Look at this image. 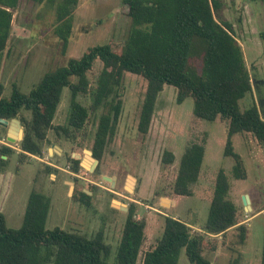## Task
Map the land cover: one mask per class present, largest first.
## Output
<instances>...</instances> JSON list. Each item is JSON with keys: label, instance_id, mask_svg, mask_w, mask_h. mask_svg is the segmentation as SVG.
Wrapping results in <instances>:
<instances>
[{"label": "rangeland", "instance_id": "rangeland-1", "mask_svg": "<svg viewBox=\"0 0 264 264\" xmlns=\"http://www.w3.org/2000/svg\"><path fill=\"white\" fill-rule=\"evenodd\" d=\"M218 1L220 7L215 17L230 25L250 74L251 96L257 108L259 104L264 111V2ZM54 23L55 6L19 0L13 10L10 36L0 53L2 96H9L13 86L28 93L44 73L66 65L69 58L80 57L89 46L109 43L115 51H120L130 19L121 0H79L65 48L54 33ZM100 70L101 63L96 61L88 72L91 86ZM145 86L143 77L123 73L118 90L121 113L97 164L92 162L95 158L90 149L103 108L89 112L92 103L89 94L78 97L88 108V116L76 138L67 139L52 129L47 130L41 156L20 159L19 138L14 142L6 140L10 120L6 126L0 124V145L14 150L5 161H0V212L8 227L21 225L29 193L39 191L50 198L47 229L60 227L88 236L101 231L110 248L106 262L113 264L123 224L132 208L133 217L145 221L144 241L136 262L140 264L144 252L160 237L165 216L186 221L192 231L202 232L216 173L221 168L229 175V198L239 210L241 223L255 210H245L242 195L249 196L250 205L258 198L264 206V147L249 134L243 138L239 133L231 137L233 149L242 158L247 174L245 179H235L231 174L233 159L223 155L226 122L219 118L213 121L196 118L193 99L187 97L177 104L176 89L170 85H164L158 94L149 130L142 134L137 130V122ZM251 96L247 94L239 100L240 109L251 105ZM69 103L70 92L64 88L52 119L54 126L67 123ZM19 116L29 119V111L21 109ZM20 128L23 130L22 125ZM202 141L204 157L192 195H175L172 186L184 148L191 142ZM52 149L61 154H52ZM165 150L173 153L172 163L162 161ZM71 157L79 162L76 173L70 168ZM80 190L90 194L88 204L78 200ZM247 224L242 245L237 243L235 228L229 229L224 237L204 234L201 254L212 264H227L235 257L238 264H264V209L248 219ZM177 264H191L184 249Z\"/></svg>", "mask_w": 264, "mask_h": 264}, {"label": "trees", "instance_id": "trees-1", "mask_svg": "<svg viewBox=\"0 0 264 264\" xmlns=\"http://www.w3.org/2000/svg\"><path fill=\"white\" fill-rule=\"evenodd\" d=\"M55 6L54 33L63 47L70 38L73 11L79 0H30ZM262 1L264 0H249ZM19 0H0V53L6 46L11 31L13 10ZM127 7L130 19L127 35L120 51L111 44L92 45L78 58H69L42 75L28 92L13 86L9 96H2L0 85V119L18 118L23 127L19 141L20 159L30 155L41 156L46 132L76 138L88 116V108L79 96L90 95L89 112L103 108L100 113L91 146L92 157L101 159L107 142L112 138L122 109L118 93L125 71L143 77L145 92L140 105L137 130H149L158 94L164 85L176 89V103L187 97L193 99V115L213 121L219 118L226 123L227 137L223 155L233 159L231 174L245 179L246 169L242 158L232 145L234 134H249L264 147V120L252 98L250 74L240 46L231 27L219 22L215 12L218 0H121ZM101 70L91 86L88 72L94 63ZM68 88L70 103L67 123L53 125L52 119L59 104L62 90ZM249 94L252 103L240 109L239 100ZM21 109L29 111V119L19 116ZM204 142H191L181 155L172 186L175 195L190 196L197 182L204 157ZM14 150L0 145V161H5ZM171 151L163 152L162 161L172 163ZM71 170L79 169L78 159L71 157ZM48 169L49 166H47ZM231 181L224 169L216 173L208 214L202 232L192 231L190 225L179 218L165 216L163 229L155 245L144 252L140 264H177L180 251L191 264H212L202 253L204 234L222 236L231 228L237 231V243L242 245L247 225L239 221V210L229 198ZM85 198V199H84ZM89 195L80 190L78 200L88 204ZM50 198L39 192L28 195L22 223L18 228L6 225L0 212V264H108L109 245L102 232L85 235L60 227L47 229L46 218ZM145 221L133 217L128 210L113 264H136L144 241ZM227 264H238V257Z\"/></svg>", "mask_w": 264, "mask_h": 264}, {"label": "water", "instance_id": "water-1", "mask_svg": "<svg viewBox=\"0 0 264 264\" xmlns=\"http://www.w3.org/2000/svg\"><path fill=\"white\" fill-rule=\"evenodd\" d=\"M0 124H2V126H6L8 124V120L0 119ZM20 126V122L17 119L12 118L10 120L9 130L6 136V140L8 142H14L17 138H19V140L22 139L23 130L20 128ZM16 132H19V136H16ZM92 162L97 164L96 159H94ZM102 178L105 180H112L107 176H103ZM242 204L246 211L251 209L250 200L247 194L242 195ZM124 209L126 210L127 208L124 207Z\"/></svg>", "mask_w": 264, "mask_h": 264}, {"label": "crops", "instance_id": "crops-1", "mask_svg": "<svg viewBox=\"0 0 264 264\" xmlns=\"http://www.w3.org/2000/svg\"><path fill=\"white\" fill-rule=\"evenodd\" d=\"M258 111H259L260 117L264 120V111L261 110V107H260L259 104H258ZM240 135H241V138H243V136H244L245 134H240ZM246 175H247V174H246ZM248 197H249V196H248ZM254 201H255V203L253 202V204L251 203L252 205H250L251 210H252V209H255V210H254V213H253L249 218L242 220V223H243V224H246L247 226H248V224H247V220H248V219H251L255 214L261 212V211L264 209V206H261V205L259 204L258 198L255 199ZM240 222H241V221H240ZM247 229H248V228H247ZM246 235H247V233H246ZM245 239H246V237H245ZM244 242H245V241H244Z\"/></svg>", "mask_w": 264, "mask_h": 264}, {"label": "flooded vegetation", "instance_id": "flooded-vegetation-1", "mask_svg": "<svg viewBox=\"0 0 264 264\" xmlns=\"http://www.w3.org/2000/svg\"><path fill=\"white\" fill-rule=\"evenodd\" d=\"M19 121V120H18ZM54 144H52V148H54ZM53 152H55L56 153V155L58 154V155H60L61 154V151H60V153H57L54 149H52V154H53ZM91 153V152H90ZM43 161V160H42ZM45 163H47L48 165H49V163L48 162H46L45 161ZM50 165H52V164H50ZM77 177H79L78 175H77ZM85 192H86V190H85ZM88 195H90L89 193H87ZM85 199V198H84Z\"/></svg>", "mask_w": 264, "mask_h": 264}, {"label": "bare ground", "instance_id": "bare-ground-1", "mask_svg": "<svg viewBox=\"0 0 264 264\" xmlns=\"http://www.w3.org/2000/svg\"><path fill=\"white\" fill-rule=\"evenodd\" d=\"M16 136H19V132H16ZM87 160H89L88 156H87ZM128 186V189L131 188V184L127 185Z\"/></svg>", "mask_w": 264, "mask_h": 264}]
</instances>
